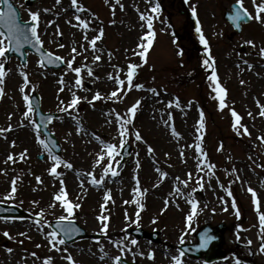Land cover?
<instances>
[{
    "label": "rangeland",
    "instance_id": "obj_1",
    "mask_svg": "<svg viewBox=\"0 0 264 264\" xmlns=\"http://www.w3.org/2000/svg\"><path fill=\"white\" fill-rule=\"evenodd\" d=\"M14 2L25 20L31 19L32 11L39 12L38 34L47 49L65 58L66 66L46 69L31 52L26 66L14 56L6 65V57H0V63L6 65L0 129L11 126L0 133V201L16 203L32 215L23 220L0 219V264H72L69 255L76 264H117V256L139 264H174L179 246L195 241L203 224L222 221L229 226L226 245L233 253L218 264H264L259 212L248 190L256 191L259 211L264 212V140L260 139L264 137V116L260 115L264 110V55L260 52L264 48V13L259 19L254 16L253 0H243L252 21L234 35L224 18L233 0H158V14L151 11L157 0H78L76 6L71 0H38L31 5L26 0ZM260 2L256 0V4ZM193 8L207 44L195 34L187 12ZM141 13L154 17L152 29ZM101 28L102 38L93 48L91 40ZM152 31L151 47L141 57L139 53L145 49L139 45L147 43L146 34ZM249 40L254 44H247ZM206 48L217 63L218 81H211L213 70L204 64ZM131 64L138 68L129 85ZM76 67L81 68L79 74L72 70ZM78 76L82 86L76 84ZM214 82L226 89L223 109L218 93H209L216 87ZM34 90L40 93L45 111L59 113L50 124L61 143L58 165L52 160L55 154L40 143L42 134L24 115L28 106L24 96L30 98ZM114 91L116 97L111 95ZM97 93L100 97L94 99ZM74 96L81 99L69 107ZM137 101L128 123L129 109ZM232 109L241 117L236 127ZM241 125L250 135L243 133ZM121 141L130 142L132 154L117 171ZM106 142L117 145L113 157L107 154ZM200 148L208 154L202 155ZM209 163L215 168H209ZM109 164L117 175L105 174ZM54 166L56 174L50 171ZM88 173L102 182L93 183ZM199 177L204 178L203 187L197 182ZM14 182L17 191L9 198ZM137 188L139 192L134 191ZM57 195L64 199L57 200ZM68 202L80 205L71 219L88 236L59 245L50 238V223L69 215ZM193 202H198L195 213ZM41 211L44 216L37 223L33 216ZM102 215L109 218L103 221L108 224L106 232ZM189 215H193L191 227ZM137 226L160 230V241L136 239L127 232ZM182 261L202 264L187 255Z\"/></svg>",
    "mask_w": 264,
    "mask_h": 264
},
{
    "label": "snow or ice",
    "instance_id": "obj_2",
    "mask_svg": "<svg viewBox=\"0 0 264 264\" xmlns=\"http://www.w3.org/2000/svg\"><path fill=\"white\" fill-rule=\"evenodd\" d=\"M59 2V0H58ZM77 2L78 0H71V3L73 6H76L77 5ZM117 2H119V0H117ZM151 2V0H150ZM236 3L239 7H237L234 15H233V19L234 20H237V21H240L242 20L244 17H248V18H251V14L248 12L247 8H244L242 5H243V0H236ZM253 3L254 5L256 6V9H257V19L260 18V13H264V0H261V2L259 4H256V0H253ZM7 5V8L5 9L3 7V5ZM79 10L82 12L84 9L82 6L79 7ZM47 11V10H45ZM153 13H159L160 11V5L158 3V0L155 4V6L152 8L151 10ZM193 13L195 14L196 12V9L193 8L192 9ZM31 15V19L37 23H34L32 25H23L21 26V24L18 22V16H17V11H16V8L13 7V4L11 2V0H0V21H4V20H7L8 21V34L5 35L3 32H0V57H5L7 52L9 50H11L14 46L16 48V50L18 51L19 50V45L21 43V38H23V41L26 42V43H29V44H32L33 41H35L36 44L38 45H43V40L41 39L40 35L38 34V21H39V12L37 11H32L30 13ZM77 20H81V17L79 15H77L75 17ZM141 19L142 20H147V27L149 29H152L153 28V19L154 17H149L147 16L146 14L144 13H141ZM82 25L84 27H87V22L86 21H81ZM237 26H239V24H237ZM100 34L95 36L92 40H91V46L93 48H95V45H96V41L97 40H100L102 38V35H103V29L101 28L99 30ZM30 34V35H29ZM155 35V32L152 31L148 34H146V39H147V43H141L139 45V47L145 49V51H141L139 53V55L141 57H144L145 56V52L147 50V48L151 47V44H152V39ZM85 39H87V36H85ZM201 40L207 44V40L204 39L203 35L201 36ZM247 44H254L253 41L249 40V41H246ZM61 47H63V45H61ZM76 49L73 48V52H75ZM261 54L264 55V48H261L260 50ZM96 60H99L100 57L99 56H96L95 57ZM63 58L62 57H56L54 54H48L46 56V62L49 63V64H54V63H57L58 61H62ZM45 61H41V63H44ZM204 64L207 65L208 67L212 68L213 71H212V75L210 77L211 80L213 81H218V76L216 74V70H215V67H214V63H209L208 60H205L204 61ZM68 67L71 68L72 65H71V62L68 63ZM138 68V65H135V64H131L129 66V71L127 72V81H128V84L131 85L132 83V80H133V77L135 75V71L136 69ZM74 72H76L77 74H79L81 72V68L79 67H76L74 69H72ZM88 72L89 74H91L92 72V69L89 67L88 69ZM6 75L5 73V67H4V64L0 63V95H2L3 93V77ZM24 79L25 81L28 80V75L27 73H24ZM110 79L112 78L111 76L109 77ZM63 83V81H61ZM241 83H244V81H241ZM76 84L77 86H82V81L81 79L79 78V76L77 77V80H76ZM119 84L121 87L124 86L125 84V81L124 80H119ZM27 86V85H25ZM135 87L137 88H142L143 85L142 84H136ZM130 90V89H129ZM61 91H63V89H61ZM215 91L219 94V101H220V107L221 109H223L226 105H225V95H226V89H224L223 87H216ZM113 97H116V92L114 91L112 94H111ZM100 97V93H97L96 96L94 97V99H98ZM24 99L25 101H27V111L24 113V115L26 117H29L31 119V122L35 125L36 127V130L37 132L40 131V128H41V125L39 123L36 122V120L34 119V115H35V107H34V104H33V101L29 98L28 95H25L24 96ZM81 98L79 96H74V98L72 99L71 101V104L69 105V107H74L78 101L80 100ZM139 104V101H137V104H134L130 109H129V113L131 114L129 117H128V123H131L132 122V116H134L135 112H136V109H137V106ZM176 106L179 107L180 104H179V100L177 98V101H176ZM190 106V105H189ZM262 109H264V105L261 106ZM64 111H67V109H63ZM232 114L233 116L235 117V122H234V125L233 127H236L237 125H240V121H241V117L239 116V114H237L235 112V109H232ZM249 115H251V113H249ZM260 115L264 116V110L261 111ZM41 119H46V120H51L52 117L51 116H48V117H43L41 116ZM121 122L123 123V120L125 119L124 117H121ZM241 127L243 128V133H247L250 135L249 133V130L246 126H243L241 125ZM11 126H9V129H0V133H4L5 131H8L10 130ZM204 129V122H203V114L201 113V119H200V130H203ZM239 128H237V131L239 132ZM126 131V129H125ZM173 131L175 132V130L173 129ZM176 135H179V133H175ZM136 137L139 139L140 138V133L137 131L136 132ZM260 139L264 140V137H261ZM202 142V141H201ZM40 143L45 147V150L46 151H51L50 149V146L49 144L45 141V140H41ZM123 143L124 141H121V147L123 146ZM106 147L107 149L109 150L108 151V156L109 157H113V153L114 151L117 149V145L116 144H112V143H107L106 142ZM197 147L199 148L200 146L197 145ZM149 150L150 151H154L153 149H151V147L149 146ZM220 150H222V146L220 148ZM200 151L202 153V155L206 156V153H204L203 149L200 148ZM122 155V152L119 153ZM23 156L24 154L21 153L20 154V158L23 159ZM12 157L9 156V160H11ZM52 160L58 165L59 163H61V158L57 155H52ZM100 160L98 159L97 160V163H99ZM65 165L69 168L72 167L71 163H68V162H64ZM209 168H212L214 169L215 168V165L214 164H211L209 163ZM264 167V166H262ZM53 174H56V167H52L51 170H50ZM108 173H111V175H117V172L115 170H113L112 168V165L109 164L108 167L105 169V174L107 175ZM214 174V173H213ZM89 176L92 177V180H93V183H101L102 181H99L95 178V176L92 174V173H88ZM165 176L167 174H164ZM191 173H189V180H191ZM238 178V177H237ZM39 179V178H37ZM203 177H199L198 178V183L200 185V187H203ZM138 182V181H137ZM185 185H187V181H184ZM249 192L252 193L253 197H254V203H257V211L259 212V223H260V241H261V245H260V251L261 252H264V212H260L259 211V205H258V200H257V193L254 189H252L251 187H249ZM17 191V188L15 187V182L13 183V187H12V190H11V194H10V197L9 198H12V196L15 194V192ZM134 191H137L139 192V188L135 189ZM146 191V190H145ZM195 191V189L193 190ZM229 195H231V191L229 189ZM110 198V193H109V196L106 197V199ZM56 199L57 200H63L64 197L61 196V195H57L56 196ZM198 202H193V213L196 212V204ZM233 203L235 204V200H233ZM80 207V205L77 203V204H73L71 202H68L67 203V207H66V211L68 212V216H62L59 218V220L57 221V223H59L60 221H64V220H70L72 215H73V210L74 208H78ZM141 208L144 207L143 204L140 205ZM236 212L237 214H239V209L237 208L236 209ZM39 217H43L44 216V212L41 211L40 213L37 214ZM138 218V217H137ZM109 218L107 216H104L102 215L100 217V220L101 222L103 223V221H107ZM193 219V215H189L187 217V220H188V223H189V227H191V221ZM40 221L37 220V223H39ZM46 222V221H45ZM108 228V224L107 223H103V230L106 232ZM76 229H72V228H64V229H61V231L64 232L65 236H67L68 234H70L71 232L75 231ZM5 235H8V233H5ZM60 237V233L57 231V230H53L51 233H50V238L53 240V241H56L58 240V244L59 245H63L65 244V239L64 238H59ZM237 238H239V235L237 236ZM208 242V238L206 237L205 240H204V245L202 246H206ZM117 243V246H119V244L121 242H116ZM132 244H136L137 241L136 240H132L131 241ZM248 244H252V240L249 239L248 240ZM52 247L53 248H57V243H53L52 244ZM103 251V249H101ZM64 251H67V249H64ZM183 251L180 252V254L176 257H174V264H183V261H182V256H183ZM35 255V253L33 254ZM105 255H107V253H105ZM154 255V253L152 254ZM103 258V257H102ZM67 259L69 261H72V264H76L75 260L73 259L72 256H68ZM115 260L117 262V264H122V261H121V257L120 256H117L115 257ZM237 264H239V261H237Z\"/></svg>",
    "mask_w": 264,
    "mask_h": 264
},
{
    "label": "water",
    "instance_id": "obj_3",
    "mask_svg": "<svg viewBox=\"0 0 264 264\" xmlns=\"http://www.w3.org/2000/svg\"><path fill=\"white\" fill-rule=\"evenodd\" d=\"M37 0H28L27 2L29 4L34 3ZM13 4V1H11ZM3 7L6 9L7 5H3ZM13 7L16 8V6L13 4ZM235 11L237 9V7H239L237 4L233 5ZM17 11V16H18V22L21 24V26L23 25H32L34 23H37L35 21L33 22H23L21 21V15L20 12L18 11V9L16 8ZM234 15V14H233ZM233 15L231 14L230 16L227 15V18L235 25L236 28H238V30H240V21L234 20L233 19ZM195 19V17H194ZM243 21H248L249 18L244 17L242 19ZM237 24H239V26H237ZM0 27L5 31V34H8V21L4 20V21H0ZM199 27L197 26V29ZM30 35V34H29ZM25 49H31L34 53L38 54L42 61H45L44 64L47 67H61L64 65L63 61H58L57 63L54 64H49L46 62V56L49 53L48 51H46L42 45H38L35 43V41H33L32 44L26 43L23 41V38H21V43L19 45V50L17 51L15 46L9 50L7 52V57L9 58L11 55H18L21 57L23 64L26 63V54H25ZM33 104L36 107V111L38 113V121L39 124L41 125V128L44 129V131L46 132V136H47V140L49 142L50 145L52 146H58L57 145V140L55 139V137L46 131V126L47 124L54 118L57 116V114H45L41 112L40 109V101H39V96L37 94L34 95L33 98ZM41 116L43 117H48L51 116L52 119L51 120H46V119H41ZM56 151L59 150V148L55 149ZM129 155V151L128 152H124V159H126ZM124 162H122L121 165H123ZM25 212H23L19 207H15L13 205H5L3 203H0V216L3 217H23L25 216ZM68 226L74 227L76 228V231L74 232V234H69L67 236H65L64 232L61 231V229L67 228ZM52 227L54 229L59 230V232L65 236V238L67 239V241H72L75 240L76 238L85 235V231L79 227L78 224L74 223V222H66V221H60L59 223L54 222L52 223ZM219 231H221L222 233L225 231V225L221 224L219 225V227L217 228H213L210 224H206L205 226H203L199 232L197 233V239L198 241L196 243H190V244H183L181 246V249L183 251H185L186 253H188L189 255H193L196 257L201 256V254L203 252H205L207 254V260L208 261H215L221 258V243L224 241V236L219 234ZM133 233H135L137 235V237H148L151 238L152 240L156 241L157 240V235L158 232H153V233H148L146 231H143L141 229H137V230H133ZM208 238V242L206 244V246H202L204 245V240L205 238ZM124 264H134V263H127L125 261H123Z\"/></svg>",
    "mask_w": 264,
    "mask_h": 264
}]
</instances>
